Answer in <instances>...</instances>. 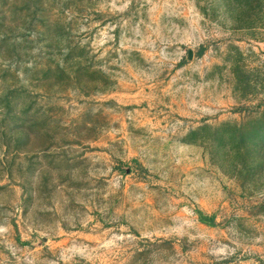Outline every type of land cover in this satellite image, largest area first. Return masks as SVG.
<instances>
[{"label": "rangeland", "instance_id": "obj_1", "mask_svg": "<svg viewBox=\"0 0 264 264\" xmlns=\"http://www.w3.org/2000/svg\"><path fill=\"white\" fill-rule=\"evenodd\" d=\"M0 264H264V0H0Z\"/></svg>", "mask_w": 264, "mask_h": 264}]
</instances>
